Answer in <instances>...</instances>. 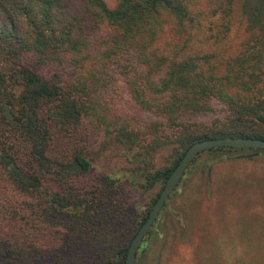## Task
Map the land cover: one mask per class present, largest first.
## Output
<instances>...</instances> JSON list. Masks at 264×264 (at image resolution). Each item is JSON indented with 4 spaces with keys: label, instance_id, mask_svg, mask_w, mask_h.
Returning a JSON list of instances; mask_svg holds the SVG:
<instances>
[{
    "label": "trees",
    "instance_id": "1",
    "mask_svg": "<svg viewBox=\"0 0 264 264\" xmlns=\"http://www.w3.org/2000/svg\"><path fill=\"white\" fill-rule=\"evenodd\" d=\"M120 81L136 108L157 116L147 130L113 119L110 89ZM218 104L224 114L210 122L185 120ZM87 121L123 147L127 172L144 177L137 187L145 189L164 188L197 141L264 139V0H0V180L27 205L42 201L61 226L46 248L25 246L3 229L18 212L0 207V264H37L38 255L78 264L79 237L89 233L102 243L100 264H125L139 230L120 242V181L106 175L83 189L89 155L50 153L51 125L68 134ZM168 146L171 166L156 168ZM262 150L199 155L253 159Z\"/></svg>",
    "mask_w": 264,
    "mask_h": 264
},
{
    "label": "rangeland",
    "instance_id": "2",
    "mask_svg": "<svg viewBox=\"0 0 264 264\" xmlns=\"http://www.w3.org/2000/svg\"><path fill=\"white\" fill-rule=\"evenodd\" d=\"M65 75L73 78L74 72ZM110 102L113 119L125 121L136 129L145 131L158 120L155 114L134 106L123 81L110 89ZM223 114L218 104L212 112L185 116V120L210 122ZM51 128L54 134L51 155L71 154L79 148L91 158L94 169L79 183L83 189L100 186L106 175L120 181L121 206L116 208L120 221L118 236L122 235L119 237L122 243L131 241L141 227L143 215L158 198L162 183L148 189L137 187L140 186L137 183L146 179L127 172L129 164L123 147L108 136L103 125L87 121L68 134L54 125ZM172 162L171 146L157 152L156 168L171 166ZM28 201L0 180V207L10 210L12 215L18 212L3 229L8 235L20 236L22 245H27L24 239L46 248L61 226L48 217L42 201L27 205ZM86 235L88 239L79 237L77 263L100 264L97 255L102 243L95 241L94 234ZM38 256L37 264H51V259ZM137 261L141 264H264V150L253 159H213L199 155L142 241Z\"/></svg>",
    "mask_w": 264,
    "mask_h": 264
},
{
    "label": "water",
    "instance_id": "3",
    "mask_svg": "<svg viewBox=\"0 0 264 264\" xmlns=\"http://www.w3.org/2000/svg\"><path fill=\"white\" fill-rule=\"evenodd\" d=\"M235 147V148H261L264 149V139L250 138V137H232L226 136L221 138H207L195 142L185 153L179 164L173 170L167 179L164 188L151 209L148 218L140 227L139 231L133 238L125 264H136L138 249L144 240L146 234L157 220L161 210L166 204L170 194L175 189L187 168L194 161V159L204 150L217 147Z\"/></svg>",
    "mask_w": 264,
    "mask_h": 264
},
{
    "label": "flooded vegetation",
    "instance_id": "4",
    "mask_svg": "<svg viewBox=\"0 0 264 264\" xmlns=\"http://www.w3.org/2000/svg\"><path fill=\"white\" fill-rule=\"evenodd\" d=\"M153 205H154V204H153ZM152 208H153V207H152ZM150 211H151V210H150ZM155 222H156V221H155ZM155 222H154V223H155ZM153 225H154V224H153ZM153 225H152V226H153ZM151 228H152V227H151ZM151 228H150V229H151ZM149 231H150V230H149ZM149 231H148V232H149ZM146 235H147V234H146Z\"/></svg>",
    "mask_w": 264,
    "mask_h": 264
}]
</instances>
